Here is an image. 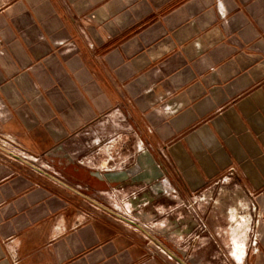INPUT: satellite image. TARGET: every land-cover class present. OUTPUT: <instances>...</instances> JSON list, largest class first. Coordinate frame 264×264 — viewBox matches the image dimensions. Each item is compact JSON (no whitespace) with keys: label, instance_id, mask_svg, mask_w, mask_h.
<instances>
[{"label":"crops","instance_id":"crops-1","mask_svg":"<svg viewBox=\"0 0 264 264\" xmlns=\"http://www.w3.org/2000/svg\"><path fill=\"white\" fill-rule=\"evenodd\" d=\"M132 141L130 175L147 166L172 200L230 182L249 243L238 229L224 257L205 213L193 234L173 226L197 213L110 210L186 264H264V0H0V264H178L72 191L113 201L128 170L87 162Z\"/></svg>","mask_w":264,"mask_h":264},{"label":"rangeland","instance_id":"rangeland-1","mask_svg":"<svg viewBox=\"0 0 264 264\" xmlns=\"http://www.w3.org/2000/svg\"><path fill=\"white\" fill-rule=\"evenodd\" d=\"M162 108L170 113L177 111L176 106L163 104ZM135 145V141H132L128 149H124L110 162L108 161L102 164L103 158L97 154L90 160L91 162H87V164L92 167L91 169H94L92 172H99L98 174L100 176L111 173H127V170L129 172V175H126L128 180H124L123 182L117 180L113 181V201H110L107 196L96 195L99 204L106 208H108L107 206H113L114 210L117 209L124 213H163L162 215L165 216L161 217L160 220H166L168 222L170 219L167 218L168 214L166 213H172L171 215H174L173 213H197V217L193 214L194 220L192 225L182 222L180 226H173V230H188L189 232L192 231L193 234H195L196 230L200 229L199 219L201 218V213H205V218L209 217L208 223L205 226L206 231L209 235H212V232H217L219 234L221 242H224V247H222L219 252L224 257H228L236 251L237 244L235 245V242H237L238 239L233 238V234L238 231V229L241 231L238 236L242 237V241L244 240V242L249 243L250 230L254 226L253 223H255V219L253 215H250L248 202L240 194L239 190L233 188L230 182H226L224 185L222 182V184L220 183L218 186L212 185L211 187H207L202 191L194 193L193 196L187 197L186 200L181 196H178V200H172L171 198L174 194L170 191L166 192L164 188H160L159 191L156 190L155 187L159 184V181L163 180V177L160 176V179H158L156 178L157 176L147 174V166L142 165V168L138 166L136 171L137 173L139 172L141 176H137L139 174L136 175L135 173V175H130L131 170H133L132 168L136 167V162L138 160V154L133 155L132 153ZM129 152L131 153L129 154ZM144 160H149L147 155L144 157ZM103 165H105V168L102 170L100 168L101 166L103 167ZM121 168H126L127 170H121ZM150 168L153 173L157 171L152 167ZM67 172L71 173V171ZM144 172L147 174L145 178ZM76 173L82 181L85 179L86 176L84 173ZM121 185H123L122 188H120ZM80 193L85 195L83 191H80ZM122 193L125 195L128 194V199L122 201ZM244 201L247 203V207H242ZM114 210L111 211L116 213ZM192 240L194 241V239ZM160 242L163 244V241ZM247 243L245 246L246 250L248 248ZM188 248L189 249L186 251L188 254H193L194 256L200 255L199 246L194 242L192 244L189 242ZM209 252L213 251L209 250Z\"/></svg>","mask_w":264,"mask_h":264},{"label":"water","instance_id":"water-1","mask_svg":"<svg viewBox=\"0 0 264 264\" xmlns=\"http://www.w3.org/2000/svg\"><path fill=\"white\" fill-rule=\"evenodd\" d=\"M28 166H30L31 168H33L35 171L43 174V175H46L47 177H49L50 179H52L53 181L59 183V184H62L60 183L58 180L54 179L53 177L47 175L46 173H44L43 171H41L40 169L34 167L33 165L31 164H28L26 163ZM125 172H121V173H111V174H106L104 177L106 179H111V177L113 176H116V175H120V174H123ZM110 177V178H109ZM126 179V177L124 178ZM63 185V184H62ZM65 186V185H64ZM68 188V187H67ZM70 189V188H69ZM72 190V189H71ZM75 194L79 195L81 198L85 199L86 201H88L89 203L93 204L94 206L98 207L99 209H101L102 211L106 212V213H109L119 219H122L132 225H134L135 227H137L140 231H142L155 245H157L162 251H164L167 255H169L173 260H175L178 264H186L184 263V261H182L180 258H178L176 255H174L170 250H168L158 239H156L155 237H153L152 235H150L146 230H144L140 225H137V224H134L132 223L131 221H128L126 219H124L123 217H121L120 215L116 214L115 212L111 211L110 209L102 206L101 204H99L98 202L88 198L86 195L80 193V192H77L75 190H72Z\"/></svg>","mask_w":264,"mask_h":264}]
</instances>
